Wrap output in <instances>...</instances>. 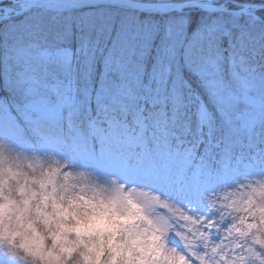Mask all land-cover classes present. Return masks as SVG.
Segmentation results:
<instances>
[{"label":"snow or ice","instance_id":"6c2138e0","mask_svg":"<svg viewBox=\"0 0 264 264\" xmlns=\"http://www.w3.org/2000/svg\"><path fill=\"white\" fill-rule=\"evenodd\" d=\"M0 134L203 211L264 171V0H0Z\"/></svg>","mask_w":264,"mask_h":264},{"label":"clouds","instance_id":"9594fccd","mask_svg":"<svg viewBox=\"0 0 264 264\" xmlns=\"http://www.w3.org/2000/svg\"><path fill=\"white\" fill-rule=\"evenodd\" d=\"M128 190L66 146L0 134V264H264V171L209 191L187 226L159 207L129 223L117 199Z\"/></svg>","mask_w":264,"mask_h":264},{"label":"rangeland","instance_id":"374dc122","mask_svg":"<svg viewBox=\"0 0 264 264\" xmlns=\"http://www.w3.org/2000/svg\"><path fill=\"white\" fill-rule=\"evenodd\" d=\"M122 196H118L117 199L119 200V205L122 206L123 210H126V212H132L137 208L135 207L136 205L135 206L132 205L131 202H135V203L137 202L141 204V206L147 211L154 207H159L162 210H168L170 208H174L184 214L183 218L177 217V220L179 221V224L185 226H187L188 220H187V215L184 213L183 210H186L187 212L196 215H202V213L204 212V209L203 211H190L187 208V205H185V207H180V205L177 204L175 201H168L167 206H165L164 204L159 203L156 199L153 198L155 196L154 193H151L148 189H146L143 186H140L138 183L129 184V190L127 193H125L124 200H122ZM143 215L144 217L147 216L145 213H143ZM190 217L191 219H194L191 215ZM160 219L163 220L165 219V217L161 216Z\"/></svg>","mask_w":264,"mask_h":264},{"label":"trees","instance_id":"16d2710c","mask_svg":"<svg viewBox=\"0 0 264 264\" xmlns=\"http://www.w3.org/2000/svg\"><path fill=\"white\" fill-rule=\"evenodd\" d=\"M194 15H203V14L202 13H194ZM68 154L73 155L72 152H71V150L69 148H68ZM86 165H88V164H86ZM88 166H92V165H88ZM136 211H134V212H136ZM118 212L120 213V215H121L122 218H124V219H126L128 221V217L127 216H124L125 214H124V212L121 209L118 208ZM148 223H150V222H148Z\"/></svg>","mask_w":264,"mask_h":264}]
</instances>
